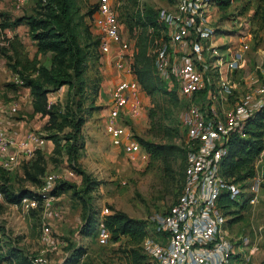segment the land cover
<instances>
[{"label":"rangeland","instance_id":"1","mask_svg":"<svg viewBox=\"0 0 264 264\" xmlns=\"http://www.w3.org/2000/svg\"><path fill=\"white\" fill-rule=\"evenodd\" d=\"M98 1L75 0L70 7L71 25L80 52L71 62L74 66L66 64L60 82L58 79L44 84L48 89V101L58 112L56 122L65 123L63 129L56 128L54 122L44 128L47 117L34 112L30 87L23 84V74L29 71L15 63L18 56L25 60L27 56L37 55L29 26L20 23L6 31L0 30V98L19 101L18 112L6 117L14 122H6L5 126L17 132L35 130L42 134L47 140L41 148L47 175H58L56 183L66 180L56 195L36 208L29 207L24 201H0V264L5 262L3 259L13 264L25 262L41 252L47 257L48 264H132L129 249L134 243L131 240L101 237V230H108L104 224L105 215L124 210L135 218H144L150 223V236L157 238L163 216L179 196L184 176L182 148L188 134L184 118L190 112L191 104H196L195 96L182 92L176 75L171 72L167 83L172 90L146 93L141 113L124 118L136 137L174 145L176 154L168 160H141L114 146L106 128V116L112 90L122 74L115 67L113 57H100L99 49L93 43L96 36L89 29L90 11ZM183 1L138 0L133 4L131 0H111V3L123 19L125 12L129 20L136 7L146 9V5L156 7L160 19L166 14H179ZM257 2L234 0L227 10L214 3L206 7L203 24L216 32L206 44L211 42L224 53L230 48H240L243 43L249 46L241 68L228 74L230 91L220 88V77H209L212 81L209 90L214 91L215 97L210 99L207 93L205 99L211 100V105L218 111L225 112L245 98L252 111L264 103V24L255 15ZM34 6L32 0H25L20 8L14 0H0V13H3L0 17L6 15L11 20L33 12ZM120 22L136 53L142 28L135 26L132 33L123 21ZM194 41L190 37L183 45L181 41L171 45L176 62L183 61L186 56L195 58L198 55ZM89 42L93 44L89 45ZM149 47L150 43H147ZM51 56L52 52L47 51L38 54L36 59L56 72L57 65L51 64ZM78 120L79 127L76 125ZM55 139L57 143L53 142ZM69 146L77 148L71 153ZM25 163L22 161L9 172L8 182L14 190L34 188L24 179L22 166ZM256 167L264 169V154L256 160ZM259 193L256 203L236 205L234 212L223 211L228 236L232 240L235 238L237 243L247 242V249L241 253L243 259L239 255L238 261L232 264H264V179ZM141 246L146 254L145 264H153L148 259L147 242L144 240ZM77 248L85 250L79 258Z\"/></svg>","mask_w":264,"mask_h":264},{"label":"built area","instance_id":"2","mask_svg":"<svg viewBox=\"0 0 264 264\" xmlns=\"http://www.w3.org/2000/svg\"><path fill=\"white\" fill-rule=\"evenodd\" d=\"M24 1L14 0L17 8ZM214 4L209 0H184L179 14L164 15L162 19L168 27L170 38L157 45L154 51L157 69L161 75L167 77L171 72L174 73L179 89L188 95L196 96L208 86L210 99L215 94L213 90H209V83L212 82L209 77H220V88L230 91L228 74L241 68L245 51L249 47L247 43H243L240 48H230L224 53L214 47L213 43L206 44L210 41V36L216 33L213 28L203 24L206 7ZM96 7L91 28L93 25L100 37L98 48L102 56L113 57L115 67L122 74L112 90L111 104L106 116L108 134L114 146L120 147L132 157L148 161L151 154L124 122L125 117H136L141 113L143 97L146 96V91L130 67L135 49L122 28L118 10L111 0H99ZM190 37L196 42L194 48L198 55L195 58L186 56L183 61L176 62L175 51L171 45L177 41H181L183 45ZM246 99L225 112L218 111L211 105L214 118L209 117L201 105L191 104L190 112L184 118L188 132L184 144L187 159L179 196L163 216L159 226L160 236L153 238L149 235L145 239L148 259L153 264H232L247 249V242L237 243L235 238L232 240L228 236L226 216L218 203L223 190H227L232 198H247L251 204L259 199V188L264 179L263 168L257 169L256 175L244 182H236L222 171V159L227 153L226 142L229 136L243 126L253 111L264 105L263 103L252 111ZM18 110L17 99L0 98V169L5 173L15 170L22 161L27 162L34 156L35 150L41 149L47 142L35 130L17 132L15 129L6 128V122H14L6 117ZM57 178L56 174L46 175L41 186L37 188L44 203L53 197L50 191ZM2 200L4 195L0 190V201ZM22 201L31 208L38 206L35 198H24ZM47 231L48 227L45 228V232ZM100 235L102 238H109L110 232L103 229ZM250 254L251 250L249 257ZM30 263L48 264V260L41 252L32 255Z\"/></svg>","mask_w":264,"mask_h":264},{"label":"trees","instance_id":"3","mask_svg":"<svg viewBox=\"0 0 264 264\" xmlns=\"http://www.w3.org/2000/svg\"><path fill=\"white\" fill-rule=\"evenodd\" d=\"M32 1L35 2L33 12L25 13L11 20L4 15L0 17V26L1 29L5 27H15L20 23H26L29 26V34L36 45L37 55L34 57L27 56L25 60H21L20 56H18L15 59V63L23 66L25 70L29 71L28 73L26 72V75L23 74V84L30 87L31 104L34 112H38L47 117L44 128H48L49 125L52 126L51 124L54 122L56 123V128L63 129L65 123L63 121L56 122L58 112L55 105L48 101V89L44 84L57 81L58 79L60 82L59 77L64 73L66 64L69 63V66H74V63L71 64V62L75 59L77 53L80 52V46L75 38V29L71 25L73 14L70 12V7H72L75 0ZM131 1L133 4H136L138 0ZM209 1L219 4L223 10H227L234 0ZM257 3L255 15L260 20V23L264 24V0H258ZM96 6L97 3L94 4L90 11L91 19L97 8ZM146 6V9H137L138 7H136L129 20L125 12H123L124 19L121 17L120 11L118 13V17L126 24L130 32L134 33L135 26L142 28L139 39H137L138 49L132 62V70L146 93H157V91L161 89L170 91L172 89L168 87L167 77L161 75L157 69L156 53L154 52L157 45L161 44L163 41L169 40L168 27L164 20L159 18V11L156 7ZM0 15H3V13H0ZM89 29L91 33H94V36H96L93 43H95L97 49H99L100 37L94 32V29L91 28V23H89ZM93 43L89 42L88 44L92 45ZM147 43H150L149 48H147ZM47 51L52 52L51 64L57 65L56 72L52 71L51 66L39 63L36 59L38 54L47 53ZM99 54L101 57L102 53L100 49ZM80 69H78L79 73L81 72ZM207 92L208 86L196 94L195 101L197 104H201L202 109L206 111L209 117L214 118L215 113L211 110L212 101L205 99ZM78 122L79 120L76 125L79 127ZM49 138L52 139V137ZM139 140L143 147L151 154V158L168 160L171 156L176 154L174 145L171 143L155 142L143 137H139ZM53 142L57 143V140L55 139ZM226 146L227 153L222 159L223 173L236 182H244L245 179L256 175V160L264 154V105L255 110L239 130H234L229 136ZM76 148L75 146H69V151L72 153ZM35 151L34 156L22 166L24 179L30 182L34 188L14 190L8 182L10 173H5L0 169V179H3L0 184V190L4 195V201L7 203H21L24 198L29 197L37 200L38 207L44 203V198L37 192V188L41 186L48 172L45 166L44 151L41 149ZM182 153V172L184 174L187 159L185 147L182 148ZM87 180H89V178H87ZM65 182L66 180L63 182L60 180L58 183H55L50 194L56 195L57 190L62 189V183L65 184ZM247 202V198L241 200L232 198L227 190H223L218 199L219 206L225 213L234 212L236 210L233 209L236 205H243ZM104 218V224L110 232L111 239L118 241L122 237H127L134 243L129 249L132 264H145L146 262L144 259L146 254L142 251L141 242L151 233L149 221L140 217L135 218L124 210L107 213ZM76 253L77 258H79L85 253V250L83 248H77ZM2 261L12 263V261L6 259ZM17 264L31 263L30 259H27L25 262H19Z\"/></svg>","mask_w":264,"mask_h":264},{"label":"crops","instance_id":"4","mask_svg":"<svg viewBox=\"0 0 264 264\" xmlns=\"http://www.w3.org/2000/svg\"><path fill=\"white\" fill-rule=\"evenodd\" d=\"M120 73V72H119ZM121 74V73H120Z\"/></svg>","mask_w":264,"mask_h":264}]
</instances>
